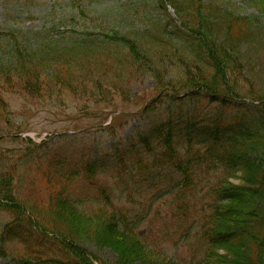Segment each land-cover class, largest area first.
I'll use <instances>...</instances> for the list:
<instances>
[{"label": "trees", "instance_id": "16d2710c", "mask_svg": "<svg viewBox=\"0 0 264 264\" xmlns=\"http://www.w3.org/2000/svg\"><path fill=\"white\" fill-rule=\"evenodd\" d=\"M137 1L141 3L140 9L149 14L132 15L145 27L137 33L141 42L121 39L127 47L124 53L113 36L106 41L91 37L69 43L53 39L54 43L32 49L24 43L21 48L17 41H5L9 46L8 60L0 59V70L8 78L11 74L2 63L19 67L24 76L17 74L16 78L22 89L37 94L41 84L46 83L39 82L42 70L52 71L53 78L60 83L74 78L71 83L82 85L79 79L87 77L101 88L110 83L112 72L120 74L134 69L160 76L167 72V65L181 66L183 78L177 85H168L176 96L181 91L189 92L190 98L198 101L203 96L207 104L217 108L207 113L206 122H190L201 131L196 144L202 150L196 152L195 159L209 157L222 174L213 190V213L203 230V264H264V95L254 90V82L247 76L249 64L242 55L245 42L255 46L264 40V26L258 31L251 18L241 17L236 6L224 0H166L182 22L183 28L179 30L167 18L151 11L148 3L156 0ZM243 1L264 15V0ZM108 10L114 21H131L128 13ZM82 71L85 72L77 76ZM160 89L165 90L166 86L161 85ZM244 99L260 105L252 108L243 103ZM164 142L167 149L162 160L175 162L179 152L175 149L174 155L170 154L174 152L173 140L167 137ZM177 164L184 181H189L190 169L196 163L187 161L184 168L180 162ZM87 173L92 175L93 168H87ZM230 179L238 182L232 183ZM55 198V211L40 214L44 218L40 228H48L57 246L72 255L55 264H91L83 244L110 249L117 256L114 264H170L145 246L133 230H119L113 212L98 208L86 215L62 194ZM105 203L111 206L107 196ZM2 209L13 208L5 205ZM14 214L20 216L19 212ZM26 255L30 259L20 258L24 264H39L43 259L34 250Z\"/></svg>", "mask_w": 264, "mask_h": 264}, {"label": "rangeland", "instance_id": "374dc122", "mask_svg": "<svg viewBox=\"0 0 264 264\" xmlns=\"http://www.w3.org/2000/svg\"><path fill=\"white\" fill-rule=\"evenodd\" d=\"M116 1L80 0L78 10L86 9L94 14V7H108ZM225 1L236 6L240 16L264 25V15L255 8L242 0ZM76 6L74 0H0V33L9 30L8 27L34 33L52 21L57 26L55 32L61 35L71 32L72 36L79 37L86 29L93 32L91 26L78 17H82L78 10L70 11ZM29 16L33 17L32 21ZM72 17H75L73 22L69 20ZM62 23L68 27H61ZM245 62L249 64L246 69L249 79L254 82V90L264 95V43L250 47ZM172 75L181 78L176 69ZM84 87H77L76 94L60 90L38 98L12 94L4 89L8 109L0 115V175H11L17 201L26 199V209L35 203L44 206L48 195L63 189L64 195L83 213L105 206L118 216L126 214L127 222L132 223L137 218L132 220L136 210L142 222L135 230L146 231L142 238L146 244L173 259L174 264H197L204 251L202 226L215 204L211 189L216 170L201 163L194 170L188 190L180 194L176 170L165 165H152L158 151L161 152L156 138L166 132L164 122L168 109L172 113L174 108L186 110V106L195 102L176 104L162 99L156 108L148 110L150 101L158 100L155 98V80L150 77L142 79L132 75L128 83L120 84L104 98L100 97L103 92L92 95L89 93L92 88ZM114 111L123 117L119 125L107 129ZM66 132L75 133L68 135ZM182 141L186 140L182 138ZM91 163L98 171L92 184L85 181L83 171ZM49 176L59 177V180L57 186L47 192L49 187L44 178ZM64 181L69 182L64 184ZM233 182L238 181L234 179ZM102 190L112 207L104 203L100 195ZM24 217L30 219L31 214L25 213ZM9 221V215L0 213V232ZM18 234L14 233L17 239L11 240L9 247L20 246L15 241L25 242V237L20 234L21 238H18ZM46 238L44 244H52L56 249L53 237L47 235ZM81 247L95 257L98 264H112L116 259L109 250L99 251L88 244ZM0 264L11 262L0 258Z\"/></svg>", "mask_w": 264, "mask_h": 264}]
</instances>
